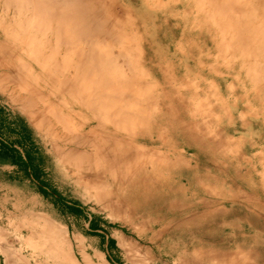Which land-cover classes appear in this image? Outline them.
Returning a JSON list of instances; mask_svg holds the SVG:
<instances>
[{
	"label": "rangeland",
	"instance_id": "374dc122",
	"mask_svg": "<svg viewBox=\"0 0 264 264\" xmlns=\"http://www.w3.org/2000/svg\"><path fill=\"white\" fill-rule=\"evenodd\" d=\"M31 2L0 0V96L106 221V264H264V0ZM81 83L145 114L116 127Z\"/></svg>",
	"mask_w": 264,
	"mask_h": 264
},
{
	"label": "crops",
	"instance_id": "0c3cea01",
	"mask_svg": "<svg viewBox=\"0 0 264 264\" xmlns=\"http://www.w3.org/2000/svg\"><path fill=\"white\" fill-rule=\"evenodd\" d=\"M49 146L0 96V264H51L56 255L60 264H83L76 255L73 260L74 242L85 257L91 248L106 264L103 251L114 243L106 221L73 198L70 179L58 181L65 170Z\"/></svg>",
	"mask_w": 264,
	"mask_h": 264
},
{
	"label": "bare ground",
	"instance_id": "6f19581e",
	"mask_svg": "<svg viewBox=\"0 0 264 264\" xmlns=\"http://www.w3.org/2000/svg\"><path fill=\"white\" fill-rule=\"evenodd\" d=\"M32 1H34V0H32ZM30 2H31V0H30ZM32 3V5H33V2H31ZM35 3V2H34ZM30 4V3H29ZM47 4V3H46ZM21 5H22V7H23V5H24V3H23V1H21ZM83 5V4H82ZM14 6H15V4H14ZM48 7V6H47ZM54 7V6H53ZM81 7V6H80ZM19 10H21V9H19ZM33 10V9H32ZM47 9H44L43 11H46ZM55 10V9H54ZM82 10V9H81ZM85 10V9H84ZM83 10V11H84ZM23 11V10H22ZM92 11V10H91ZM24 12V11H23ZM27 12H29V11H27ZM36 12V11H35ZM47 12V11H46ZM65 12H67V11H65ZM86 12H88V11H86ZM20 13H21V11H20ZM26 13V12H25ZM23 14V13H22ZM38 14V13H37ZM48 14V13H47ZM87 14V13H86ZM20 16H21V14H19ZM24 15V14H23ZM41 15V14H40ZM63 15V14H62ZM87 16H88V14H87ZM87 16H86V18H87ZM28 17V16H27ZM32 17V16H31ZM51 17V16H50ZM61 17V16H60ZM98 17V16H97ZM21 18V17H20ZM88 18H89V16H88ZM87 18V19H88ZM92 18V17H91ZM102 18V17H101ZM35 20H36V18H35ZM95 20V19H94ZM48 21V20H47ZM51 21V20H50ZM88 21V20H87ZM92 21V20H91ZM252 21V20H251ZM52 22V21H51ZM89 22V21H88ZM88 22H86L87 24H88ZM93 22V21H92ZM91 22V23H92ZM100 22H102V21H100ZM58 23H61V22H58ZM84 24H86L85 22H83ZM43 24H44V21H43ZM51 24V23H50ZM49 24V25H50ZM61 24H63V23H61ZM83 24V25H84ZM102 24V23H101ZM106 24V23H105ZM104 24V25H105ZM24 25V24H23ZM33 25V24H32ZM80 25H82V24H80ZM94 25V24H93ZM30 26V25H29ZM46 26H47V24H46ZM85 26V25H84ZM103 26V25H102ZM107 26V25H106ZM105 26V27H106ZM95 27V26H94ZM109 27V26H108ZM234 27V26H233ZM30 28H31V26H30ZM54 28V27H53ZM60 28H61V25H60ZM88 28V27H87ZM93 28V27H92ZM98 28V27H97ZM111 28V27H110ZM113 28V27H112ZM78 29V28H77ZM106 29V28H105ZM91 30V29H90ZM97 30V29H96ZM111 30V29H110ZM262 30V29H261ZM46 31H47V29H46ZM45 31V32H46ZM85 31H87V30H85ZM105 31V30H104ZM238 31V30H237ZM34 32V31H33ZM44 32V33H45ZM55 32H57L56 30H55ZM66 32V31H65ZM64 32V33H65ZM93 32H95V31H93ZM32 33V32H31ZM80 33V32H79ZM96 34H97V32H95ZM102 33V32H101ZM264 33V32H263ZM29 34H30V32H29ZM37 34V33H36ZM46 34V33H45ZM83 33H81V35H82ZM87 34H88V31H87ZM96 34H94L93 35V33L91 34V38L94 36V37H96L95 35ZM109 34V33H108ZM248 34V33H247ZM66 35L67 34H65L64 36L66 37ZM89 35V34H88ZM93 35V36H92ZM31 36V35H30ZM62 36V35H61ZM60 36V37H61ZM90 36V35H89ZM59 37V36H58ZM69 37V36H68ZM78 37V36H77ZM88 37V36H87ZM110 38L112 37V36H109ZM116 37V36H115ZM27 38V37H26ZM63 38V37H62ZM79 38H80V36H79ZM84 38V37H83ZM249 38V37H248ZM258 38V37H257ZM256 38V39H257ZM68 39V38H67ZM66 38H65V40H67ZM89 39V38H88ZM88 39H86V40H88ZM101 39H102V37H101ZM104 39V38H103ZM62 40V39H61ZM57 41H58V39H57ZM90 41V40H89ZM105 41V40H104ZM65 42V41H64ZM91 42V41H90ZM107 42V41H106ZM29 43V42H28ZM44 43V42H43ZM66 43V42H65ZM68 43V42H67ZM66 43V44H67ZM30 45V44H29ZM47 45V44H46ZM66 46V45H65ZM102 46H105V44L104 45H102ZM87 47V46H86ZM42 48V47H41ZM96 48V47H95ZM54 49V48H53ZM69 49V48H68ZM97 50H99L98 48H96ZM108 49V48H107ZM113 49V48H112ZM70 50V49H69ZM96 50V51H97ZM105 50H106V48H105ZM100 51V50H99ZM107 51V50H106ZM28 52V51H27ZM80 52H82V51H80ZM79 52V53H80ZM103 51L101 50V52L100 53H95V54H93L88 60H87V62H88V65H89V67L90 68H88L89 70L88 71H96V70H98V68L100 67V68H102V63L104 62V60H103V58H102V56H101V53H102ZM110 52V51H109ZM74 53V52H73ZM73 53H72V55H73ZM83 53V52H82ZM81 53V55L83 56V55H85L84 53H86V50H85V52L82 54ZM88 53V52H87ZM93 53H94V51H93ZM71 54V53H70ZM48 57V56H47ZM52 57V56H51ZM70 57V56H69ZM49 58V57H48ZM53 58V57H52ZM54 59V58H53ZM70 59V58H69ZM78 59V58H77ZM112 59V58H111ZM18 60V59H17ZM47 60H49V59H47ZM52 60V59H51ZM67 60V59H66ZM110 61V60H109ZM109 63V62H108ZM114 63V62H113ZM57 64H59V63H57ZM66 64H67V62H66ZM94 64H95V66L97 67V69L95 68V66H94ZM107 64V63H106ZM54 65V64H53ZM43 66H44V64H43ZM57 65H55V67H56ZM60 66V65H59ZM47 67V66H46ZM81 67V65L79 66V68ZM113 67V66H112ZM115 67V66H114ZM124 67V66H123ZM127 68V67H126ZM254 68H255V66H254ZM44 69V68H43ZM56 69V68H55ZM82 69V68H81ZM49 70V69H48ZM81 71V70H80ZM103 71H105V70H103ZM56 72V71H55ZM68 72V71H67ZM76 72H78V71H76ZM58 73H60V72H58ZM85 73H87V72H85L84 71V74ZM92 73V72H91ZM53 74V73H52ZM105 74V73H104ZM88 75V74H87ZM99 75V74H98ZM54 76V75H53ZM56 77V76H55ZM54 77V78H55ZM103 77V76H102ZM73 78H74V76H73ZM97 78V77H96ZM119 78H120V76H119ZM61 79V78H60ZM88 79V78H87ZM58 80V79H57ZM66 80V79H65ZM100 80V79H99ZM97 81V83L98 82H100V81ZM75 81V80H74ZM90 81V80H89ZM59 82V81H58ZM105 82V81H104ZM107 82V81H106ZM59 83H61V81L59 82ZM75 83V82H74ZM119 83H121V82H119ZM100 84V83H99ZM104 84V83H103ZM116 84V83H115ZM75 85V84H74ZM97 85V84H96ZM101 85V84H100ZM106 85H108V83L106 84ZM111 85V84H110ZM81 86L83 87L82 88V91H77L76 92V94H79L78 95V97L79 96H81V98H82V100L84 101V103H85V105L88 107V108H90V109H92V110H95V111H97V112H99V113H103V114H105L106 116H107V119L112 123V125H114V126H118L120 123H124L125 124V126L124 127H127V129L129 128V129H131L132 128V125H131V127L129 126H127V124L130 122V121H132L133 120V118L135 117V116H137V118H138V116H142L141 114L142 113H144L145 114V112L144 111H141V113L139 112V110H134V106H133V104H134V100L132 101V100H127V98H128V96L125 98L124 96L126 95H124V96H122V95H120L121 93H117L116 94V92L115 91H113L114 89H112V87H111V89H109L108 87L107 88H105V87H102V85L101 86H98L97 88H90L89 89V87H87V88H85V85H83L82 83H81ZM80 86V87H81ZM103 86H105V85H103ZM109 86V85H108ZM63 87H64V85H63ZM78 87V86H77ZM95 87V86H94ZM121 87V86H120ZM56 88V87H55ZM75 88H76V86H75ZM125 88V87H124ZM124 90H126V89H124ZM127 90H129L128 88H127ZM132 90V89H131ZM120 91V90H119ZM29 92V91H28ZM37 92V91H36ZM124 92H126L127 94L128 93H130L129 91L127 92V91H124ZM134 92H136V91H134ZM130 95V94H129ZM133 95V94H132ZM135 96V95H134ZM133 96V97H134ZM136 96H137V94H136ZM135 96V97H136ZM74 98H76V97H74ZM137 98V97H136ZM135 98V99H136ZM131 99H132V97H131ZM145 100V99H144ZM78 101V100H77ZM136 102H137V100H136ZM138 104V103H137ZM137 108H139L140 106H136ZM136 109V108H135ZM141 109L143 110V108L141 107ZM140 109V110H141ZM93 114V113H92ZM63 116V115H62ZM96 116V115H95ZM98 116V115H97ZM101 117V116H100ZM60 121V120H59ZM67 124V123H66ZM109 124V123H108ZM140 124H141V122H140ZM67 126V125H66ZM66 126L64 127V128H66ZM62 127V126H61ZM101 127V126H100ZM102 127H103V125H102ZM104 128V127H103ZM69 129H71V128H69ZM125 129V128H124ZM133 129H134V127H133ZM67 130H68V128H67ZM115 130L117 131V129L115 128ZM132 130V129H131ZM130 130V131H131ZM127 132H128V130H126ZM121 132V131H120ZM132 132V131H131ZM133 132H134V130H133ZM133 132L131 133V134H133ZM122 133H124V131L122 132ZM130 134V133H129ZM88 140V139H87ZM103 140V139H102ZM129 142V141H128ZM104 143V142H103ZM116 144V143H115ZM126 144V143H125ZM128 144V143H127ZM98 145V144H97ZM106 145V144H105ZM124 147V146H123ZM96 148V147H95ZM98 148V147H97ZM99 149H100V147H99ZM140 149V148H139ZM133 150H136V149H133ZM99 151V150H98ZM109 151H110V149H109ZM151 154V153H150ZM143 155H145V154H143ZM141 156V155H140ZM139 156V157H140ZM103 157V156H102ZM138 157V159H140ZM135 158V157H134ZM133 158V159H134ZM161 158V157H160ZM153 159V158H152ZM155 160V159H154ZM159 161H161L162 162V160H159ZM139 162V161H138ZM165 162V161H164ZM146 164V163H145ZM121 241H124V240H121Z\"/></svg>",
	"mask_w": 264,
	"mask_h": 264
}]
</instances>
